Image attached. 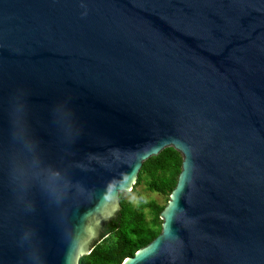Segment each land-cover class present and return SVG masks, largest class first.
<instances>
[{
	"label": "water",
	"instance_id": "1",
	"mask_svg": "<svg viewBox=\"0 0 264 264\" xmlns=\"http://www.w3.org/2000/svg\"><path fill=\"white\" fill-rule=\"evenodd\" d=\"M166 148L123 264H264V0H0V264H80Z\"/></svg>",
	"mask_w": 264,
	"mask_h": 264
},
{
	"label": "trees",
	"instance_id": "2",
	"mask_svg": "<svg viewBox=\"0 0 264 264\" xmlns=\"http://www.w3.org/2000/svg\"><path fill=\"white\" fill-rule=\"evenodd\" d=\"M183 157L174 148H166L158 156L144 162L139 172L138 187L166 198L165 205L139 196L137 205L120 195V210L102 228L100 240L80 264H123L148 246L162 232L161 213L167 207L182 171Z\"/></svg>",
	"mask_w": 264,
	"mask_h": 264
},
{
	"label": "rangeland",
	"instance_id": "3",
	"mask_svg": "<svg viewBox=\"0 0 264 264\" xmlns=\"http://www.w3.org/2000/svg\"><path fill=\"white\" fill-rule=\"evenodd\" d=\"M123 198L127 201L132 203L133 205H137L139 196H143L148 201H156L161 205H165L166 198L160 196L156 193L149 192L145 186L138 187L134 192H122ZM99 239V238H98ZM96 239V241L98 240ZM97 244V243H96Z\"/></svg>",
	"mask_w": 264,
	"mask_h": 264
},
{
	"label": "flooded vegetation",
	"instance_id": "4",
	"mask_svg": "<svg viewBox=\"0 0 264 264\" xmlns=\"http://www.w3.org/2000/svg\"><path fill=\"white\" fill-rule=\"evenodd\" d=\"M102 232V231H101ZM101 234V233H100Z\"/></svg>",
	"mask_w": 264,
	"mask_h": 264
}]
</instances>
